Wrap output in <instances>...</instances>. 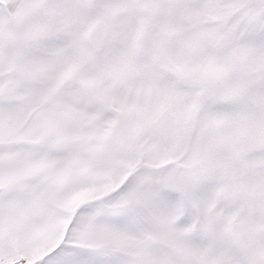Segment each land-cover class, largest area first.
I'll use <instances>...</instances> for the list:
<instances>
[{
  "label": "snow or ice",
  "instance_id": "obj_1",
  "mask_svg": "<svg viewBox=\"0 0 264 264\" xmlns=\"http://www.w3.org/2000/svg\"><path fill=\"white\" fill-rule=\"evenodd\" d=\"M0 264H264V0H0Z\"/></svg>",
  "mask_w": 264,
  "mask_h": 264
}]
</instances>
